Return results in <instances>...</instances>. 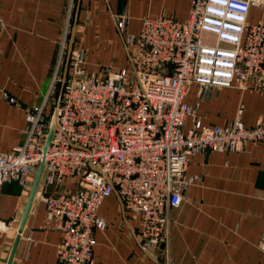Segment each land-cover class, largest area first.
Returning a JSON list of instances; mask_svg holds the SVG:
<instances>
[{
	"label": "built area",
	"instance_id": "1",
	"mask_svg": "<svg viewBox=\"0 0 264 264\" xmlns=\"http://www.w3.org/2000/svg\"><path fill=\"white\" fill-rule=\"evenodd\" d=\"M75 4L69 0L52 87L60 80ZM128 21L121 13L115 25L131 51L130 64L89 73L83 51L72 49L56 129L55 103L48 111L44 98L26 111L22 145L0 154V190L12 182L27 189L43 166L37 190L47 226L61 236L58 264H93L94 233L106 228L99 209L114 192L139 222L142 248L155 252L166 211L178 208L198 182L186 177L192 159L240 152L248 144L264 148V117L251 128L239 116L205 127L196 117L198 103L184 102L193 86L200 101L218 89L264 95V0H190L185 21L144 19L136 35H125ZM3 99L14 103L6 94ZM187 121L192 126L185 131ZM8 229L0 220V232ZM257 249L264 255V225Z\"/></svg>",
	"mask_w": 264,
	"mask_h": 264
},
{
	"label": "crops",
	"instance_id": "2",
	"mask_svg": "<svg viewBox=\"0 0 264 264\" xmlns=\"http://www.w3.org/2000/svg\"><path fill=\"white\" fill-rule=\"evenodd\" d=\"M68 5L69 0H0V154L22 145L28 109L48 98L50 111ZM189 9L190 0H81L73 49L83 51L89 73L125 68L131 51L116 29L119 14L129 19L125 35H136L144 19L181 23ZM99 66L106 69L99 71ZM4 94L14 103L4 100ZM184 102L198 103L196 117L205 127L225 126L239 116L251 128L264 117V95L235 88L215 90L200 101L193 86ZM191 126L187 121L184 130ZM186 177L198 182L186 189L178 208L166 211L162 250L151 253L156 263L140 248L139 222L121 212L112 193L99 209L106 228L94 233L93 264H264L257 249L264 225V148L248 144L240 152L199 154ZM30 191L17 182L0 190V220L9 225L0 232V264L8 261L16 237L15 264H58L61 236L47 226L41 199L33 200L18 233Z\"/></svg>",
	"mask_w": 264,
	"mask_h": 264
},
{
	"label": "water",
	"instance_id": "3",
	"mask_svg": "<svg viewBox=\"0 0 264 264\" xmlns=\"http://www.w3.org/2000/svg\"><path fill=\"white\" fill-rule=\"evenodd\" d=\"M80 1L81 0H76V4H75V9H74V17H73V21H72V25L70 28V33H69V39H68V43H67V48H66V54H65V59H64V64H63V69H62V75H61V79H60V87H59V92L56 98V102H55V109H54V113H53V118H52V130L56 129V115H57V109L59 107L60 104V100H61V95H62V89H63V84L67 75V70H68V63H69V57H70V53L73 49V44L75 41V34H76V26H77V18H78V12H79V7H80ZM52 136V132H49L47 135V140H46V145H45V149L48 146L49 142H50V138ZM42 168L43 166L41 165L35 175L33 184H32V188L30 191V195L28 198V202L27 205L25 207L23 216H22V220L20 223V227L18 229V233L21 232L22 227L25 223V220L27 218L29 209L31 207V204L34 200L35 197H40V193L37 192V187H38V182L41 176V172H42ZM115 193V192H114ZM118 198V197H117ZM118 201L120 203L121 206V212H123V208H122V204L118 198ZM18 243V237H16L15 241H14V245L12 248V251L10 253V256L8 258V261L6 262V264H15L13 261V257H14V253H15V249ZM140 246V245H139ZM140 248L142 249V251L144 252V254L154 263H156V257L153 256L151 253H149L147 250H145L144 248H142V246H140Z\"/></svg>",
	"mask_w": 264,
	"mask_h": 264
},
{
	"label": "rangeland",
	"instance_id": "4",
	"mask_svg": "<svg viewBox=\"0 0 264 264\" xmlns=\"http://www.w3.org/2000/svg\"><path fill=\"white\" fill-rule=\"evenodd\" d=\"M258 15H259V13H258ZM259 17V16H258ZM250 21L252 22V23H255L257 20H256V16L253 14L252 16H251V19H250ZM107 64H109V63H107ZM130 64V61L128 62V64H127V66ZM108 65H106V67H107ZM113 66V65H112ZM106 67L105 66H99V67H97V69L99 70V71H102V70H105L106 69ZM62 69H63V64L61 65V67H60V71H59V75H58V78L59 79H61V75H62ZM59 87H60V80L58 81V82H56L54 85H53V89L54 90H52L53 91V94H52V97H51V99H50V102L52 101L53 103H55L56 102V98H57V95H58V92H59ZM30 184H31V182H30ZM29 187H31V185H29L28 186V188L27 189H25L26 191H30V188ZM37 192H39L40 193V191H39V189L37 190ZM34 199H41L40 197H35ZM116 217H119V213L118 214H116ZM161 245L159 246V248L158 249H156V253L157 252H161ZM161 249V250H160ZM155 252H153V253H155Z\"/></svg>",
	"mask_w": 264,
	"mask_h": 264
},
{
	"label": "trees",
	"instance_id": "5",
	"mask_svg": "<svg viewBox=\"0 0 264 264\" xmlns=\"http://www.w3.org/2000/svg\"><path fill=\"white\" fill-rule=\"evenodd\" d=\"M52 102V101H51ZM53 103V102H52Z\"/></svg>",
	"mask_w": 264,
	"mask_h": 264
}]
</instances>
